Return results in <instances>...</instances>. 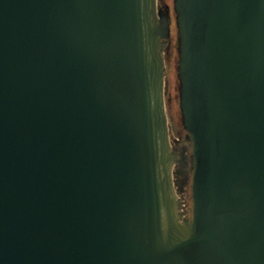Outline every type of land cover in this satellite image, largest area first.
Returning a JSON list of instances; mask_svg holds the SVG:
<instances>
[{"label":"water","instance_id":"obj_1","mask_svg":"<svg viewBox=\"0 0 264 264\" xmlns=\"http://www.w3.org/2000/svg\"><path fill=\"white\" fill-rule=\"evenodd\" d=\"M0 0V264H264V0ZM191 179V214L179 194Z\"/></svg>","mask_w":264,"mask_h":264},{"label":"rangeland","instance_id":"obj_2","mask_svg":"<svg viewBox=\"0 0 264 264\" xmlns=\"http://www.w3.org/2000/svg\"><path fill=\"white\" fill-rule=\"evenodd\" d=\"M161 7L169 6L171 13V34L166 44V111L169 119L171 141L180 149L182 143L187 145L184 153L190 154V144L185 140L186 131L182 124V114L180 109V80L178 76L179 51H178V28L176 25V14L174 11V0H158ZM182 141V143H181ZM181 143V144H180ZM178 173V174H177ZM175 178L179 182V194L184 199L187 214H191L192 197H191V179L182 182L181 172H177Z\"/></svg>","mask_w":264,"mask_h":264},{"label":"flooded vegetation","instance_id":"obj_3","mask_svg":"<svg viewBox=\"0 0 264 264\" xmlns=\"http://www.w3.org/2000/svg\"><path fill=\"white\" fill-rule=\"evenodd\" d=\"M181 143H182V141H181ZM181 143H180V144H181ZM186 147H187V145H186L185 143H182V144L179 146L180 149L183 148V149H185V150H186ZM185 154H187V153H185ZM179 167H181V166L178 165L177 171L179 170Z\"/></svg>","mask_w":264,"mask_h":264},{"label":"bare ground","instance_id":"obj_4","mask_svg":"<svg viewBox=\"0 0 264 264\" xmlns=\"http://www.w3.org/2000/svg\"><path fill=\"white\" fill-rule=\"evenodd\" d=\"M183 149V148H182ZM177 168H178V165L177 164H173V176H174V179H175V172L177 171ZM178 174V173H177Z\"/></svg>","mask_w":264,"mask_h":264}]
</instances>
